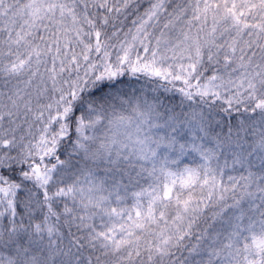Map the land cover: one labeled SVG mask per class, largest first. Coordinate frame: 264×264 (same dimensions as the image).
Here are the masks:
<instances>
[{"label": "snow or ice", "instance_id": "1", "mask_svg": "<svg viewBox=\"0 0 264 264\" xmlns=\"http://www.w3.org/2000/svg\"><path fill=\"white\" fill-rule=\"evenodd\" d=\"M0 264H264V0H0Z\"/></svg>", "mask_w": 264, "mask_h": 264}]
</instances>
